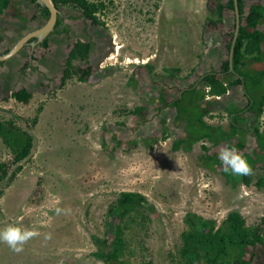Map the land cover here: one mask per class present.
I'll use <instances>...</instances> for the list:
<instances>
[{
    "label": "rangeland",
    "instance_id": "374dc122",
    "mask_svg": "<svg viewBox=\"0 0 264 264\" xmlns=\"http://www.w3.org/2000/svg\"><path fill=\"white\" fill-rule=\"evenodd\" d=\"M216 1L115 0L100 15L104 26L84 19L74 8L61 7L62 22L49 36L48 47L27 45L0 65V75L5 74L0 78V120L14 119L34 136L31 154L20 171L0 180V230L16 224L34 226L41 233L19 253L0 242V264H106L95 256L93 236L112 237L117 219L107 210L121 191L141 192L148 200L149 221L129 229L135 252L125 255V260L136 264L147 260L178 264L188 213L220 223L229 211L239 210L248 225H258L264 233V188L255 184L264 174V150L258 148L253 133L246 134L243 145L242 140H220L232 133L224 109L228 98L204 99L213 103L209 107L215 116H206V122L221 129L216 140L202 141L207 150L194 140L185 117L176 119L173 106H162V100L176 98L210 68L220 70L218 60L228 56L225 47L218 60L206 62L210 38L217 42L215 36L209 37L214 31L210 17L215 16L208 9ZM245 1L247 10L259 0ZM18 9L11 5L9 16L0 20V53L46 21L29 1L27 12L38 17L18 29L16 22L23 17L19 14L25 13ZM225 11L228 22L216 27L215 35L235 30L234 8L227 6ZM230 34L221 39L229 41ZM77 39L92 42V72L83 81L75 77L60 87L66 56ZM262 64L253 65L252 74ZM177 67L180 71L173 70ZM24 85L33 93L28 103L10 96ZM246 85L250 92L264 90L262 85ZM202 86L200 82L198 87ZM229 94L232 104V89ZM40 104L43 108L33 124L31 118ZM136 106L145 111L127 112ZM250 115L249 125L254 121ZM259 129L264 136V114ZM179 139L185 141L176 148ZM224 145L236 147L246 158L258 153L250 185L223 171L218 153ZM10 158L0 138V162L7 163L9 173L15 167ZM57 207L66 212L57 215ZM47 234L51 238L46 240ZM256 252V264L264 263L260 245ZM194 264L205 263L201 259Z\"/></svg>",
    "mask_w": 264,
    "mask_h": 264
},
{
    "label": "trees",
    "instance_id": "16d2710c",
    "mask_svg": "<svg viewBox=\"0 0 264 264\" xmlns=\"http://www.w3.org/2000/svg\"><path fill=\"white\" fill-rule=\"evenodd\" d=\"M41 8V15L46 20L49 17V10L45 6H41L36 0H31ZM240 15V27L237 33L234 53L232 56L233 71L230 72L231 62L230 56L222 62V73H238L243 82L252 85H264V69L257 70L254 74L249 70H242L249 58L260 60L262 54V43L264 42V5L262 3L253 2L246 10V1L237 0ZM11 0H0V15L5 14V9ZM57 7H69L79 11L86 20H92L100 25H105L100 15H104L114 5L115 0H54ZM227 6L235 8L234 0H217L214 6L209 5V11L217 18H211V22L218 23L223 20V11ZM32 18H36L33 15ZM61 16H58L55 31L61 25ZM236 27V23H235ZM66 29V28H63ZM67 30V29H66ZM235 32L232 33V39L228 45L229 51L232 45ZM0 34V39H1ZM49 40L45 38L40 44L48 47ZM92 42L90 40L77 39L74 41L70 51L68 52L62 75L60 77V87H64L68 80L77 78L85 80L91 74L92 66L90 65ZM35 59V58H34ZM3 61H0L2 64ZM86 64L83 67L82 64ZM29 66L28 63L24 67ZM173 70L180 71V68ZM202 82V88L198 84ZM247 86V85H246ZM227 84L224 79L219 77L215 71H208L201 75L191 86L180 91L176 98L171 101H165L163 97L162 106H173L176 109V119L185 117L187 127L192 132L194 140L201 138L212 139V136L205 133V122L203 121L202 101L209 96H221L227 91ZM247 92V88L245 89ZM249 94V93H248ZM10 96L24 103H28L33 97V93L26 87L12 90ZM251 97V96H250ZM250 108L255 109L257 115L260 116L264 110V93L260 100L250 98ZM194 107L193 109H191ZM43 105H39L37 113L31 118V123L36 124L38 114L42 110ZM145 111L143 106H136L134 109L127 111L128 113L141 115ZM238 117H241L239 114ZM237 116L232 118L230 123L232 132H235ZM195 121V122H194ZM241 127L240 125H237ZM203 127V132H202ZM242 130L243 127L241 128ZM201 131V132H200ZM256 136L260 139L261 133L259 126L254 130ZM264 138V136H262ZM261 137V138H262ZM0 138L4 145L9 149L11 158L10 162L15 166L13 171L9 173L7 163L0 162V180L7 176L14 177L22 168V163L31 154L34 136L31 131L14 119L0 120ZM240 145H243V134H240ZM185 140L179 139L175 141V147L178 148ZM207 150L208 147L202 144ZM258 148L264 150V139L258 140ZM258 152V151H257ZM258 153L254 156L247 154V160L253 167ZM211 160L213 156H208ZM260 159V158H259ZM228 174V173H227ZM235 181L238 177L229 173ZM235 176V178H234ZM244 184L250 185L252 182L250 176H241L239 178ZM256 186L264 188V174L260 175L255 181ZM147 197L137 191H121L115 200L108 207L107 215L116 216L117 221L113 227L112 237L93 236V241L97 245L95 256L103 260L106 264H136L129 260H125V255L130 257L134 254V248L130 246L131 237L129 229L133 226L139 228L144 227L145 220L150 219L147 212ZM186 228L181 232V246L178 251V264H194L203 259L205 264H256L254 258L257 254L258 245L264 250V233L258 225H248L244 215L239 210H231L226 217L218 223L215 219H207L197 213H188L184 219ZM264 221V217L262 218ZM129 236H128V235ZM262 256V255H261ZM153 264L151 260L147 263ZM264 264V263H257Z\"/></svg>",
    "mask_w": 264,
    "mask_h": 264
},
{
    "label": "crops",
    "instance_id": "0c3cea01",
    "mask_svg": "<svg viewBox=\"0 0 264 264\" xmlns=\"http://www.w3.org/2000/svg\"><path fill=\"white\" fill-rule=\"evenodd\" d=\"M29 1L30 2H32L31 0H11V2H10V4L8 5V7L5 9V14H2V15H0V20L1 19H5L6 18V16L8 15L9 16V14H8V9L10 8V6L11 5H13L14 7H15V9L16 10H19L18 8L20 7V10H23L25 13H20L19 14V16H23V17H20V18H18V21L16 22V24L18 25V29H22L25 25H27V23H31V22H33L35 19H37V17H38V15L37 14H32V15H30L27 11H28V3H29ZM256 2H258V3H262L263 5H264V0H259V1H256ZM21 3H23V7L21 8ZM32 4H34L36 7H38V8H40L38 5H36L35 3H33L32 2ZM234 10H235V8H234ZM39 11H40V16H42L41 15V8L39 9ZM236 12V11H235ZM33 15H36V18L34 19V18H32V16ZM228 13L225 11V9H224V11H223V20L222 21H220V22H218V23H215V22H211V24L214 26V31H210L209 32V37L211 36V35H213V36H215V38H217V42L216 43H212V41H211V38H210V42H209V45L207 46V48H208V51H209V54H208V57H207V59L208 60H206V62L208 63L211 59H217L218 60V58L224 53V49H225V47L229 50V48H228V45H229V43H230V41H231V39H232V33L230 34V32L226 29V31L224 30V31H221L220 30V33H219V35H215V31H218L219 29H216V27H222V26H220V24H224V23H227L228 22ZM43 18V17H42ZM215 18H217L216 16H215ZM44 19V18H43ZM45 20V19H44ZM211 21V20H210ZM40 26H42V25H40ZM39 26V27H40ZM16 28V29H17ZM38 27H35V28H33L32 30H35V29H37ZM235 29H236V27H235ZM32 30H30V31H32ZM1 31H2V29H0V34H1ZM30 31H28V32H30ZM28 32H26V33H28ZM233 32H235V30L233 31ZM25 33V34H26ZM24 34V35H25ZM52 34V33H51ZM50 34V35H51ZM231 35V39L229 40V41H226V40H224V39H221V38H224V36H227V35ZM24 35H22L21 37H23ZM49 35V36H50ZM49 36H47V38L49 39ZM1 37H2V35H1ZM21 37H19V39L21 38ZM213 39V38H212ZM0 41H2V38L0 39ZM32 42H35L36 43V38H32V39H30V43H27V44H25L22 48H21V50H19V52L16 54V55H18L22 50H24V49H26L25 47H27V45L28 46H30L31 48H33L34 47V45L32 44ZM42 42V41H41ZM41 42H39L38 44H40ZM213 42H215L214 40H213ZM34 43V44H35ZM221 43H222V45L223 46H221ZM41 45V44H40ZM230 50H231V48H230ZM15 56V55H14ZM14 56H12V57H14ZM230 56V51H229V54H228V56H222V57H220V59L218 60L220 63H219V65H220V70H216V69H214V68H210L209 70H207L206 72H208V71H215L216 73H217V75L219 76V77H221L222 79H224V81H225V84H227V91H226V93L225 94H223V95H221L222 97L224 96V98H228V99H226V104H225V111L228 113L227 115H228V118H229V120L227 121V123H228V125H229V129H231V126H230V123H231V121H232V118L233 117H235V116H237V123H240V126L241 127H238L237 125H239V124H237V125H235L236 126V129H235V132H232V130H231V134L230 135H228L227 137H226V139H220V140H232V139H235V140H239L240 139V134H243V140H245V137H246V134H250V133H253V135L257 138V140H262V139H264L262 136V138L260 137V139L256 136V134H255V132H254V130H255V128L256 127H258L259 126V121H261V119H263V114H264V110H263V112H262V114L260 115V116H258L257 115V112H256V110L255 109H251L250 108V105H251V103H250V98L251 97H254L255 98V100L257 101V100H260V97L263 95V93H264V90H261V91H258V90H256V91H254V89L253 90H251V92L249 91V92H247L245 89H246V84L243 82V79H242V77L238 74V73H222V71H221V66H222V62L223 61H225L228 57ZM11 57V58H12ZM202 57L200 56L198 59H201ZM250 59H252V58H249L248 60H247V62H246V64L244 65V66H242L241 68H242V70H249V72H251L252 73V71L254 70V67H253V65L254 66H259V64H261V63H263L262 64V66H264V42L262 43V54H261V59L260 60H254V59H252V60H250ZM203 60L205 61V58H203ZM205 62V63H206ZM3 63H4V61H3ZM2 63V64H3ZM28 63V62H27ZM210 64V63H209ZM1 65V64H0ZM25 66V65H24ZM261 66V67H262ZM28 66H26L25 68H27ZM22 68H23V66H22ZM260 69H264V67L263 68H260ZM260 69H256V70H260ZM21 71H22V69H21ZM233 71V67H232V63H231V69H230V72H232ZM206 72H204V73H206ZM256 72V71H255ZM5 73V72H4ZM25 73H27L26 71H25ZM204 73H202L201 75H203ZM5 74H1L0 75V78H2L3 76H4ZM200 75V76H201ZM199 76V77H200ZM199 77L197 78V79H199ZM196 79V80H197ZM234 79H238V81H234ZM196 80H194L192 83H194ZM234 81V82H233ZM191 83V84H192ZM191 84L189 85V86H191ZM41 85H43V86H46V84H44V83H42ZM252 85V84H251ZM189 86H187V87H189ZM253 87H254V85H252ZM255 86H258V85H255ZM21 87H23V86H21ZM24 87H26L25 85H24ZM187 87H185V88H183L182 90H184V89H186ZM252 87V88H253ZM263 87V89H264V85L262 86ZM20 88V87H19ZM19 88H17V89H19ZM27 88V87H26ZM28 89V88H27ZM230 89H232L233 90V92H234V96H232V101H233V103L231 104L230 102H229V98L231 97H229L228 95H230L229 94V92H230ZM14 90V89H13ZM28 90H30V89H28ZM181 90V91H182ZM31 91V90H30ZM32 92V91H31ZM249 93V94H248ZM233 94V93H232ZM221 96H216V97H220L221 98ZM251 96V97H250ZM209 97H213V96H209ZM171 101V100H170ZM213 101V100H212ZM214 101H216V100H214ZM205 104V105H202V104ZM222 103H224V102H222ZM202 104H201V106H202V108H203V111H204V114H203V121L205 122V129H204V131H205V133H208L209 135H211L212 136V139H209V138H201V139H199V140H197V142H202L203 140H216V138L218 137V134L220 133V131H221V129H220V127H219V125H215L214 126V124H208L207 122H206V116H209V118H215V116L212 114V111H211V107H209L211 104H213V103H211L210 105H208V104H206V101H202ZM205 107L207 108V109H205ZM256 112V113H255ZM236 114H239L241 117H238V115H236ZM250 114H253V122L251 123V125H249V123H250V121H249V118H251L250 116ZM254 114L256 115V116H254ZM175 117H176V115H175ZM186 123V125H187V122H185ZM215 123V122H214ZM247 123V124H246ZM253 125V127H251ZM211 126H212V128H211ZM243 127V129L244 130H242L241 128ZM253 128V129H252ZM222 133V132H221ZM260 133H261V131H260ZM189 142H192V141H190V140H188ZM187 141V142H188ZM203 143V142H202ZM204 144V143H203Z\"/></svg>",
    "mask_w": 264,
    "mask_h": 264
},
{
    "label": "clouds",
    "instance_id": "9594fccd",
    "mask_svg": "<svg viewBox=\"0 0 264 264\" xmlns=\"http://www.w3.org/2000/svg\"><path fill=\"white\" fill-rule=\"evenodd\" d=\"M6 61V60H4ZM218 158L223 165V171L237 176H250L253 168L245 155L236 147L224 145L221 147ZM66 210L57 207L55 213L60 215ZM41 233L34 227H21L16 224H9L0 230V242L5 243L12 251L19 253L23 251V246L28 241L40 236ZM51 234L45 235V239H50Z\"/></svg>",
    "mask_w": 264,
    "mask_h": 264
},
{
    "label": "water",
    "instance_id": "95a60500",
    "mask_svg": "<svg viewBox=\"0 0 264 264\" xmlns=\"http://www.w3.org/2000/svg\"><path fill=\"white\" fill-rule=\"evenodd\" d=\"M41 6H45L49 10V17L46 19L45 23L38 27L35 30H32L28 33H26L23 37L18 39V41L9 49L8 52L0 55V61L7 60L14 56L21 48L27 44L30 43V39L33 37L36 38V43H39L43 41L51 32L55 30V25L58 19V16L61 13V10L59 7L56 6L54 0H36ZM235 1V11H236V29L234 38L231 45L230 50V62L232 63V56L234 53V45L237 37V33L240 27V15H239V9H238V1ZM35 42H32L34 45Z\"/></svg>",
    "mask_w": 264,
    "mask_h": 264
},
{
    "label": "flooded vegetation",
    "instance_id": "af4514ba",
    "mask_svg": "<svg viewBox=\"0 0 264 264\" xmlns=\"http://www.w3.org/2000/svg\"><path fill=\"white\" fill-rule=\"evenodd\" d=\"M59 16H60V15H59ZM54 31H55V30H54ZM54 31H53V32H54ZM53 32H51V33H53ZM51 33H50V34H51ZM50 34H49V35H50ZM49 35H48V36H49ZM46 38H47V37H46ZM17 41H18V40H17ZM17 41H16V42H17ZM16 42H15V43H16ZM15 43H13L9 48H6L4 52L0 53V55H2V54H4V53L8 52L9 49H10ZM18 52H19V51H18ZM18 52H17V53H18ZM17 53H16V54H17ZM16 54H15V55H16ZM10 59H11V58H10Z\"/></svg>",
    "mask_w": 264,
    "mask_h": 264
}]
</instances>
